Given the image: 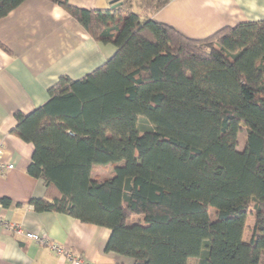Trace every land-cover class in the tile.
I'll use <instances>...</instances> for the list:
<instances>
[{
  "label": "trees",
  "instance_id": "16d2710c",
  "mask_svg": "<svg viewBox=\"0 0 264 264\" xmlns=\"http://www.w3.org/2000/svg\"><path fill=\"white\" fill-rule=\"evenodd\" d=\"M24 1L0 0V19ZM50 1L116 50L16 113L13 132L34 145L27 172L47 189L36 211L108 227L106 250L133 264H264V17L196 39L151 17L169 0Z\"/></svg>",
  "mask_w": 264,
  "mask_h": 264
},
{
  "label": "crops",
  "instance_id": "0c3cea01",
  "mask_svg": "<svg viewBox=\"0 0 264 264\" xmlns=\"http://www.w3.org/2000/svg\"><path fill=\"white\" fill-rule=\"evenodd\" d=\"M80 8L106 10L122 0H70ZM184 35L202 39L219 29L264 17V0H169L151 14ZM94 39L69 12L50 0H25L0 19V161L14 168L0 174V216L24 230L47 234L89 264H133L106 246L108 227L55 211H36L30 200L46 195L42 179L27 172L34 145L13 132L16 113H30L49 98L61 76L78 79L115 53ZM109 167H111L109 165ZM102 169L98 167L96 171ZM110 172V171H109ZM109 175V173H108ZM0 264H75L48 246L12 234L0 225Z\"/></svg>",
  "mask_w": 264,
  "mask_h": 264
},
{
  "label": "built area",
  "instance_id": "2783aa9c",
  "mask_svg": "<svg viewBox=\"0 0 264 264\" xmlns=\"http://www.w3.org/2000/svg\"><path fill=\"white\" fill-rule=\"evenodd\" d=\"M14 168V163H5L0 161V174L6 173L8 170ZM0 225H2L7 231L12 234H23L27 239L32 240L38 244L48 246L52 251L56 252L59 255L65 256L70 261L75 264H89L80 256H76L73 253L69 252L63 245L54 242L47 234L34 232L30 230H24L20 225L8 221L2 216H0Z\"/></svg>",
  "mask_w": 264,
  "mask_h": 264
},
{
  "label": "rangeland",
  "instance_id": "374dc122",
  "mask_svg": "<svg viewBox=\"0 0 264 264\" xmlns=\"http://www.w3.org/2000/svg\"><path fill=\"white\" fill-rule=\"evenodd\" d=\"M245 143H246V131H245L244 128H242L239 131V135H238V148L240 150H242L244 148V146H245ZM99 167H101L102 169H99V171H95L94 174L97 177H99L100 179L105 177V176H108V173H109V171L112 168V167H109V166L108 167L99 166ZM210 213H211L212 218H214L215 215H216V210L215 209H210ZM254 217H255L254 214H250L249 217H248V220H247V223H246L245 235H244V239L246 241L249 240V238L251 236L252 226H253V223H254ZM141 219H143V215H134L128 220V222L129 223H133V222L141 220ZM188 264H198V259L196 257L190 258Z\"/></svg>",
  "mask_w": 264,
  "mask_h": 264
}]
</instances>
